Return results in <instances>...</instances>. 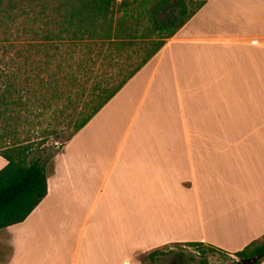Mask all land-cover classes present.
<instances>
[{"label":"crops","instance_id":"obj_1","mask_svg":"<svg viewBox=\"0 0 264 264\" xmlns=\"http://www.w3.org/2000/svg\"><path fill=\"white\" fill-rule=\"evenodd\" d=\"M46 184L3 229L0 264H140L164 245L233 254L259 239L264 0H207L63 146Z\"/></svg>","mask_w":264,"mask_h":264},{"label":"trees","instance_id":"obj_2","mask_svg":"<svg viewBox=\"0 0 264 264\" xmlns=\"http://www.w3.org/2000/svg\"><path fill=\"white\" fill-rule=\"evenodd\" d=\"M207 0H0V231L20 224L47 193L50 140L72 139ZM191 248L198 256L174 253ZM264 262V234L233 254L203 243L138 255L140 264Z\"/></svg>","mask_w":264,"mask_h":264},{"label":"rangeland","instance_id":"obj_3","mask_svg":"<svg viewBox=\"0 0 264 264\" xmlns=\"http://www.w3.org/2000/svg\"><path fill=\"white\" fill-rule=\"evenodd\" d=\"M117 1H119V0H117ZM117 138H118L117 134H115L111 138H109L106 130L101 131L99 133V137H98V139L100 141L109 140L111 142L117 141ZM66 143H63L60 145V142L52 139L46 144V146L44 148L41 149L42 152H39V155H41L42 158L46 159L48 157L53 156L59 150L58 153H56L54 155V158H55V156L57 154L62 152L63 146ZM54 158H53V160H54ZM53 160H52V162H53ZM0 165H1V162H0ZM3 167L0 166V170ZM49 170H51V168L48 166V172H49ZM1 238H3V240H2V242H0V263H2L4 261V259H6L7 257L9 258V256L12 254L11 247L7 244L8 237H7L5 230L0 231V239ZM171 249L174 253L183 254L184 259H187V257L189 255L196 256L194 254L195 252L191 248L188 249L187 247H180V248H171ZM172 256L173 255H170L168 258H165L164 263L165 264H182V263L177 262L176 258L172 257ZM233 259H234L233 257H226V256L221 255L219 253H214V254L207 255V262L206 263L207 264H231ZM197 260H199L198 256H196V261ZM183 264H188V262L183 263Z\"/></svg>","mask_w":264,"mask_h":264},{"label":"water","instance_id":"obj_4","mask_svg":"<svg viewBox=\"0 0 264 264\" xmlns=\"http://www.w3.org/2000/svg\"><path fill=\"white\" fill-rule=\"evenodd\" d=\"M254 262H255L254 259H250V260L244 261L243 263H245V264H253Z\"/></svg>","mask_w":264,"mask_h":264}]
</instances>
